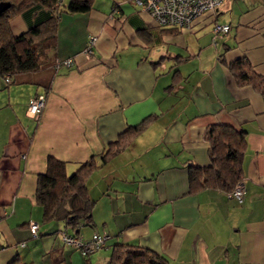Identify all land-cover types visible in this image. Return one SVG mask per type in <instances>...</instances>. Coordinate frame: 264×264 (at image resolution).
<instances>
[{"label":"crops","instance_id":"0c3cea01","mask_svg":"<svg viewBox=\"0 0 264 264\" xmlns=\"http://www.w3.org/2000/svg\"><path fill=\"white\" fill-rule=\"evenodd\" d=\"M235 1L174 30L129 0H96L90 12L58 19L52 54L73 59L72 67L10 83L0 75V264H106L118 244L148 248L169 264H264V97L228 68L245 56L264 77V0L238 13ZM51 16L32 9L13 20L14 33ZM216 23L230 25L228 35L216 36ZM38 94L46 106L35 119L27 110ZM150 117L103 165L110 144ZM218 123L246 134L242 204L219 189L190 192V168L210 164L205 131ZM49 157L66 162L68 175L92 158L98 166L88 179L94 222L80 235L109 240L88 257L63 243L62 222L43 219L36 191Z\"/></svg>","mask_w":264,"mask_h":264},{"label":"trees","instance_id":"16d2710c","mask_svg":"<svg viewBox=\"0 0 264 264\" xmlns=\"http://www.w3.org/2000/svg\"><path fill=\"white\" fill-rule=\"evenodd\" d=\"M95 1L0 0V4H9L0 10V75L14 77L57 66L58 60L52 52L56 47L58 19L63 14L88 13L93 9ZM39 7L51 12L52 16L24 33L15 34L13 20ZM161 28L182 30L178 27ZM228 68L239 86H252L264 97V77L255 71L247 57L238 58L228 64ZM151 119L130 126L117 141L111 143L102 157L103 165L128 148ZM204 138L210 144V164L190 168V192L204 189L231 192L244 179L243 160L247 147L245 131L228 124H212L206 129ZM96 169L98 166L92 158L75 173L68 175L66 162L49 157L46 171L38 175L36 191V200L43 209L45 222H62L65 226L62 231L66 230L75 236L80 235L83 227L93 225L96 200L90 196L88 179ZM106 264H169V261L148 248L118 244Z\"/></svg>","mask_w":264,"mask_h":264},{"label":"built area","instance_id":"2783aa9c","mask_svg":"<svg viewBox=\"0 0 264 264\" xmlns=\"http://www.w3.org/2000/svg\"><path fill=\"white\" fill-rule=\"evenodd\" d=\"M134 6L141 11L147 12L161 27H178L182 30H190L196 20L209 13L215 12L224 0H130ZM231 26L228 24H215L213 32L216 36L228 34ZM97 37L89 38L85 54L91 56L96 45ZM73 59L57 61V67H72ZM6 82H11V77H6ZM46 106V95L38 94L29 100L27 114L31 118L38 119ZM228 196L242 204L245 200V189L242 183L228 192ZM31 233L37 236L39 224H30ZM61 238L65 245L76 248L83 256H87L106 246L109 236L104 233H95L89 239L66 230L61 232Z\"/></svg>","mask_w":264,"mask_h":264},{"label":"rangeland","instance_id":"374dc122","mask_svg":"<svg viewBox=\"0 0 264 264\" xmlns=\"http://www.w3.org/2000/svg\"><path fill=\"white\" fill-rule=\"evenodd\" d=\"M99 3L98 4H100L101 2H104V1H106V0H97ZM253 1L254 0H245V1H243V2H240V0H239V2L238 1H235L236 2V7H237V11L235 12V13H238V10H241V9H245V8H247V5H249V4H251V3H253ZM234 2V1H233ZM227 12H225L224 14L225 15H222V17L224 18V19H226L227 21H229V20H231V16L230 15H228V14H226ZM226 35V34H225ZM228 35V34H227ZM219 37H221V36H219ZM224 37V36H223Z\"/></svg>","mask_w":264,"mask_h":264},{"label":"water","instance_id":"95a60500","mask_svg":"<svg viewBox=\"0 0 264 264\" xmlns=\"http://www.w3.org/2000/svg\"><path fill=\"white\" fill-rule=\"evenodd\" d=\"M9 4L7 3H1L0 4V10H4L6 7H8Z\"/></svg>","mask_w":264,"mask_h":264}]
</instances>
